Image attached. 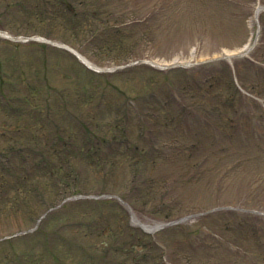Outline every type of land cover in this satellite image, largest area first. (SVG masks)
Listing matches in <instances>:
<instances>
[{
	"label": "rangeland",
	"instance_id": "374dc122",
	"mask_svg": "<svg viewBox=\"0 0 264 264\" xmlns=\"http://www.w3.org/2000/svg\"><path fill=\"white\" fill-rule=\"evenodd\" d=\"M0 30L31 37L0 35V264H264V0H0Z\"/></svg>",
	"mask_w": 264,
	"mask_h": 264
},
{
	"label": "trees",
	"instance_id": "16d2710c",
	"mask_svg": "<svg viewBox=\"0 0 264 264\" xmlns=\"http://www.w3.org/2000/svg\"><path fill=\"white\" fill-rule=\"evenodd\" d=\"M1 72V71H0ZM12 77H7L3 71L0 73V112L4 113V114H10L11 113V110H13V105L12 103L10 102L11 100L13 99H17L18 97L21 99V102H19V108H21V111H20V114H22L24 112V102H27L26 101V97L23 95H19V94H12L10 91H7V92H3V89L5 87H9L8 85H11L12 87V84H15L17 83L18 81L17 80H11ZM11 91H14V89L10 88ZM231 93V92H230ZM24 101V102H23ZM228 107V106H227ZM13 113V111H12ZM166 115V114H165ZM164 116V115H163ZM165 117L167 118H170L169 121L172 122V116L170 115H166ZM153 120V119H151ZM164 124V123H163ZM167 124V123H165ZM23 136H24V133H23ZM33 140V139H32ZM40 161H43V159H39ZM40 161L39 162H35L33 161L32 163L30 162V160L27 159V157L22 160V164L20 165L21 168H18L17 170V176L20 175V177H17L21 182H24V181H27L28 179V174L27 173H31V172H35L39 169V164H40ZM37 163V164H36ZM31 164V167L28 168L27 172L25 170V168H27L26 166ZM47 167L50 166V164L48 163H44ZM53 167V165L50 166V168ZM62 168V167H61ZM7 166H5L4 164H0V176H3L5 174H7ZM51 170V169H50ZM50 172H54V170H51ZM10 175V174H9ZM13 175V174H12ZM32 191H28L26 193H31ZM25 195V194H24ZM28 195V194H27ZM26 195V196H27ZM131 242V241H130ZM130 242H128V245L130 246H126L125 247V250H124V254L127 255V256H130L132 255L133 253H135V250L134 248L136 247V244H131ZM149 243H151V240L149 239L148 240ZM131 257V256H130ZM142 257L143 259V255L142 256H139L137 258H135L134 260L132 259V262L129 260L128 262H123L124 264H135L136 261L140 260V258ZM141 261V260H140Z\"/></svg>",
	"mask_w": 264,
	"mask_h": 264
},
{
	"label": "bare ground",
	"instance_id": "6f19581e",
	"mask_svg": "<svg viewBox=\"0 0 264 264\" xmlns=\"http://www.w3.org/2000/svg\"><path fill=\"white\" fill-rule=\"evenodd\" d=\"M0 34L5 36V35H8V33H5L3 31L0 30ZM79 53V52H78ZM80 57L87 61L88 63H90L91 65H95L94 63H92L90 60H88L84 55H82L81 53H79ZM133 222L135 224H138L140 226H142L145 230L147 231H154L155 229H158L159 227H161L162 223H156V224H148V223H145V222H142L138 219H136L135 217H133Z\"/></svg>",
	"mask_w": 264,
	"mask_h": 264
}]
</instances>
